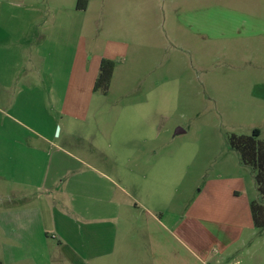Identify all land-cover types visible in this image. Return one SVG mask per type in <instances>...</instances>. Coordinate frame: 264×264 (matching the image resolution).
Instances as JSON below:
<instances>
[{"label":"crops","instance_id":"obj_1","mask_svg":"<svg viewBox=\"0 0 264 264\" xmlns=\"http://www.w3.org/2000/svg\"><path fill=\"white\" fill-rule=\"evenodd\" d=\"M65 1L0 0V264H257L255 199L215 183L175 205L160 159L139 154L158 135L100 124L111 111L90 99L110 55L83 66L90 0Z\"/></svg>","mask_w":264,"mask_h":264},{"label":"rangeland","instance_id":"obj_2","mask_svg":"<svg viewBox=\"0 0 264 264\" xmlns=\"http://www.w3.org/2000/svg\"><path fill=\"white\" fill-rule=\"evenodd\" d=\"M80 22L83 66L105 53L115 62L108 92L94 93L90 108L111 111L100 124L121 120L139 126L128 133L158 135L139 154L160 159L159 189L174 188L175 205L215 183L264 202L253 168L229 143L255 128L264 140V98L254 94L264 78V0H90ZM80 70L86 83L91 75ZM120 108L128 112L114 115ZM255 240L264 264V232Z\"/></svg>","mask_w":264,"mask_h":264},{"label":"trees","instance_id":"obj_3","mask_svg":"<svg viewBox=\"0 0 264 264\" xmlns=\"http://www.w3.org/2000/svg\"><path fill=\"white\" fill-rule=\"evenodd\" d=\"M85 1V0H80ZM115 62L109 58H102L99 72L94 82V91L106 94L114 72ZM260 130L253 129L252 134H231L230 146L240 154L241 161L254 170L257 189L264 199V140L259 139ZM252 216L257 228H264V202H251Z\"/></svg>","mask_w":264,"mask_h":264},{"label":"water","instance_id":"obj_4","mask_svg":"<svg viewBox=\"0 0 264 264\" xmlns=\"http://www.w3.org/2000/svg\"><path fill=\"white\" fill-rule=\"evenodd\" d=\"M180 130H181V129H180V128H178V129H177V132H179Z\"/></svg>","mask_w":264,"mask_h":264}]
</instances>
